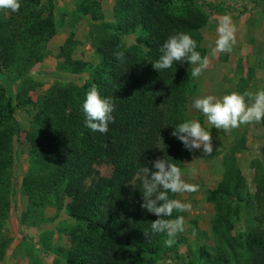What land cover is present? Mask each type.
I'll return each instance as SVG.
<instances>
[{"label": "trees", "instance_id": "1", "mask_svg": "<svg viewBox=\"0 0 264 264\" xmlns=\"http://www.w3.org/2000/svg\"><path fill=\"white\" fill-rule=\"evenodd\" d=\"M19 2L18 12L0 11V218L5 220L16 198L13 142L21 131L17 105H32L36 114L22 179L23 194L28 197L24 217L51 204L58 210L66 207L77 222L69 231L71 246L64 248L63 261L55 264H156L169 248L163 243L167 237L144 235L157 217L141 207L142 183L137 173L144 166L151 168L150 161L156 158L182 166L190 151L171 133L184 122L180 116L196 92V79L191 78L192 66L187 62L161 72L152 63L159 58L163 43L180 32L195 39L197 51L205 55L200 35L205 19L195 10L201 5L227 10L214 0H116L114 19L108 22L101 21V0L80 3V12L91 20L90 42L98 61L74 58L76 41L70 37L61 47L60 69L86 72L88 78L83 84L58 81L34 102L30 93L39 82L29 72L44 60L47 43L56 33L55 0ZM138 33L134 43L124 41L123 36ZM118 51L125 53L123 62L116 58ZM251 77L252 73L247 79ZM93 84L115 103V123L109 125L107 134L86 126L82 105ZM261 164L254 195L232 156L225 158L224 176L210 190L208 199L217 207L213 235L228 242L230 254L204 244L197 253L191 248L179 259L189 264H264L261 208L253 218L260 226L251 227L244 236H231L243 206L250 212L256 200L264 209ZM180 242L177 239L172 248ZM0 253L1 260L5 252Z\"/></svg>", "mask_w": 264, "mask_h": 264}, {"label": "rangeland", "instance_id": "2", "mask_svg": "<svg viewBox=\"0 0 264 264\" xmlns=\"http://www.w3.org/2000/svg\"><path fill=\"white\" fill-rule=\"evenodd\" d=\"M80 3L87 4L88 0H55L56 33L47 43L44 60L38 62L29 72L30 76L39 82V86L30 93L34 102L58 81L83 84L88 78L86 72L74 74L60 69L63 59L61 47L70 37L76 41L72 51L74 58L92 63L98 61L90 42L91 20L80 12ZM214 3L222 4L227 11L219 12L207 5H201L195 10L196 14L205 19L200 30L201 46L206 49L205 55L209 56L210 64L203 75L196 79V92L180 116L183 121L198 120L206 130L211 131L214 150L209 156H205L200 150L190 151L184 157L180 167L184 172L183 178L188 183L198 185L199 190L176 196L182 202L190 203L192 208L190 212L174 214L175 217L184 216L185 231L178 235L181 239L179 246L168 248L164 258L157 260L156 264H176L175 261L188 250L194 249L195 254L204 244L230 254L228 242L223 243L213 235L212 223L217 215V207L208 199L210 190L216 188L224 176L225 158L232 156L237 160L246 179L249 192L254 195L256 177L262 170L261 163L264 162V121L224 132L208 124L206 117L192 106L196 98L207 95L222 98L234 91L243 93L247 85L255 87L253 92L264 88V36H261L264 33V0H214ZM115 4L116 0H101V21H113ZM225 15L229 16L236 26L237 42L230 54L219 53L211 56V49L215 47V40L218 38L217 24ZM256 28L258 31L254 33ZM138 36L139 33L123 37L126 43L131 44ZM247 52L253 56L247 55ZM250 73L252 77L247 79ZM243 78H246V81ZM35 114L32 105H17L16 116L21 131L19 136L15 135L13 142L17 167L13 172L12 190L16 198L12 199V207L5 220L0 218V250L5 252L0 264H55L56 260L62 262L64 248L71 246L69 231L77 224L66 207L58 210L56 205L51 204L36 215L28 214L24 217L28 197L23 194L22 179L27 173ZM102 170L105 172L107 169ZM253 203L250 212L247 211L248 206H243V213L235 221L232 237L244 236L251 227L260 226L259 221H254L253 218L257 213L256 209H262L259 215L264 213V209L256 200ZM261 225L264 226V222ZM238 252L241 253L240 247ZM232 255L228 257L234 260ZM178 264L189 263L179 259Z\"/></svg>", "mask_w": 264, "mask_h": 264}, {"label": "clouds", "instance_id": "3", "mask_svg": "<svg viewBox=\"0 0 264 264\" xmlns=\"http://www.w3.org/2000/svg\"><path fill=\"white\" fill-rule=\"evenodd\" d=\"M20 8L19 0H0V11L18 12ZM216 31L218 38L210 55L230 54L237 42V29L231 18L223 16L217 24ZM197 47V41L187 33L172 35L161 46L160 56L152 63V67L161 72L172 68L176 63L187 62L192 66L191 78L199 79L209 67L210 59L208 55L202 56ZM115 55L117 60L123 62L125 58L123 51H118ZM192 106L206 117L207 123L213 128L228 132L242 125L264 121V88L255 92L234 91L222 98L207 95L196 98ZM82 109L86 116V126L93 132L107 134L109 125L115 123L113 113L116 107L113 98L102 96L95 84L87 91ZM171 135L182 142L189 151L202 150L205 156L213 153L212 133L198 120L187 119L179 123ZM150 163L151 168L144 166L137 173L142 183L141 207L157 217L151 221L150 230H145L144 235L148 239L157 234L165 235L167 239L163 243L171 248L177 243L178 235L186 228L183 215H177L174 219L171 217L174 213L190 212L192 208L190 203H184L174 197L197 192L199 186L186 182L182 169L166 158H156Z\"/></svg>", "mask_w": 264, "mask_h": 264}, {"label": "crops", "instance_id": "4", "mask_svg": "<svg viewBox=\"0 0 264 264\" xmlns=\"http://www.w3.org/2000/svg\"><path fill=\"white\" fill-rule=\"evenodd\" d=\"M257 29H258V28H256V30L254 31V33H257V31H258ZM261 36H264V33H263V35H261ZM248 54H250V53L247 52V55H248ZM250 55H251V57L253 56V54H250ZM254 88H255V87H249V86L247 85V87L244 88V91H247V90L253 91V90H255Z\"/></svg>", "mask_w": 264, "mask_h": 264}]
</instances>
